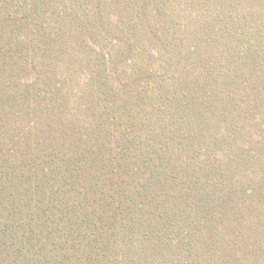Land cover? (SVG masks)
Wrapping results in <instances>:
<instances>
[{
  "label": "trees",
  "instance_id": "trees-1",
  "mask_svg": "<svg viewBox=\"0 0 264 264\" xmlns=\"http://www.w3.org/2000/svg\"><path fill=\"white\" fill-rule=\"evenodd\" d=\"M0 264H264V0H0Z\"/></svg>",
  "mask_w": 264,
  "mask_h": 264
}]
</instances>
